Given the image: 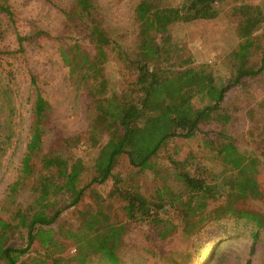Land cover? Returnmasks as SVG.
I'll list each match as a JSON object with an SVG mask.
<instances>
[{
	"label": "trees",
	"instance_id": "obj_1",
	"mask_svg": "<svg viewBox=\"0 0 264 264\" xmlns=\"http://www.w3.org/2000/svg\"><path fill=\"white\" fill-rule=\"evenodd\" d=\"M224 1L182 0L178 5H163L161 0H138L133 57L103 26L96 0H73L68 8H59L63 32L77 36L68 44L56 37L59 55L67 77L80 86L91 104L94 118L86 130L87 139L70 135L46 145L50 105L36 85V76L30 75L33 96L29 100L28 139L17 176L6 189L3 209L11 222L0 214V264H18L35 241L45 256L31 259L33 264L43 260L128 264L120 255L127 225L110 220L104 206L107 199L121 203L128 221H146L161 240L176 235L187 242L198 240L207 223L223 229L224 236L242 235L251 241L245 264H252L264 235V215L243 205L247 200L264 204V174L260 171L264 166V98L257 108L246 111L250 126L243 135L245 140L249 138L245 147L233 133L235 110L225 100L231 89L246 91L249 79L264 70V55L259 65L253 63L262 49L253 31L264 23V12L259 6L232 7L240 41L229 53L226 85L218 83L206 65H195L187 42L171 32L176 23L216 18ZM0 14L14 21L7 0H0ZM261 37L264 39V27ZM26 38L18 34V49L0 50V58L23 52ZM113 56L131 77L119 91H110L105 72ZM104 134L107 140L99 147ZM196 137L207 150L201 157L190 153L182 158L177 143L169 147L175 139ZM89 145L99 149L92 161L93 176L82 186L87 167L75 151L87 150ZM163 151L166 168L159 162ZM121 159L130 167L127 173L115 172ZM146 172L163 179L150 193L139 181ZM109 181L107 195L96 194V205L78 211L79 227L71 234L75 252L62 254L55 232L44 227L78 205L87 185L101 186ZM25 185L29 190L26 204L17 201ZM15 232L25 240V246L10 243Z\"/></svg>",
	"mask_w": 264,
	"mask_h": 264
},
{
	"label": "rangeland",
	"instance_id": "obj_2",
	"mask_svg": "<svg viewBox=\"0 0 264 264\" xmlns=\"http://www.w3.org/2000/svg\"><path fill=\"white\" fill-rule=\"evenodd\" d=\"M73 0H7L14 14V21H8L0 14V50L13 52L18 49L17 35L27 37L23 42L24 51L6 54L0 58V214L4 220L10 221L6 206V189L17 176L21 158L28 139L31 119L29 100L33 96L30 75L36 76L37 87L47 99L48 132L46 145L55 140L76 135L87 139L86 130L94 118V111L80 86L71 82L59 55L56 37H62L65 44L71 43L77 36L65 34L64 22L59 8H68ZM103 26L110 32L126 52L133 57L136 51L137 24L134 8L138 0H96ZM182 0H161L163 5H178ZM241 5L259 6L264 12V0H225L219 8V15L211 20H195L188 23H176L171 27L174 36L184 39L192 52L194 64H204L214 74L218 83L226 85L230 77L229 53L236 48L240 37L235 30L231 17L232 7ZM264 23L257 27L253 34L259 37L262 49L253 58L254 65H259L264 55V39L261 37ZM41 32V34H38ZM81 41L82 38L78 36ZM110 83V91H119L126 87L130 76L114 56L105 66ZM246 91L231 89L225 104L235 110L233 133L238 142L245 147L243 135L250 126L246 116L248 108L255 107L264 98V70L249 79ZM200 106V101L195 99ZM107 134L101 138L99 147L107 140ZM177 143L182 149L180 156L190 153L203 156L207 150L198 137L191 139H175L169 143L173 148ZM89 145L87 150H76L86 164L82 186L89 183L93 176L92 161L98 152ZM166 153L159 156V162L167 167ZM69 157L68 153H65ZM210 167H214L210 164ZM130 167L125 159H121L116 173H127ZM260 171L264 174V166ZM54 174L55 169L51 168ZM143 190L150 193L159 181L151 172L139 178ZM85 191L82 201L61 214L57 222L44 227L55 232L60 241L64 255L75 252L71 234L79 227L78 211L85 205H96V194L105 196L111 182L96 186L93 184ZM24 204L29 202L28 185H25L17 198ZM110 220L127 225L124 244L120 255L128 264H245L249 257L251 241L243 237L222 235L223 229L216 225H204L198 240L185 241L181 235L167 240L157 238L146 221L130 222L122 212V205L116 199H107L104 203ZM244 208L264 215V204L258 200H247ZM13 207V206H11ZM4 208V209H3ZM13 224V223H12ZM16 233V232H15ZM10 243L16 247L25 246V240L19 233L12 235ZM200 247V248H199ZM44 251L39 241H35L18 264H33L31 259H43ZM60 254H58V257ZM57 257V254H56ZM55 257V258H56ZM252 264H264V235L256 246ZM42 264H56V261H42Z\"/></svg>",
	"mask_w": 264,
	"mask_h": 264
}]
</instances>
